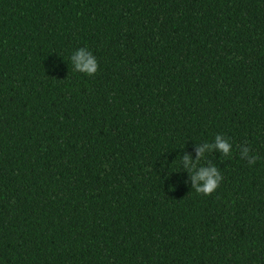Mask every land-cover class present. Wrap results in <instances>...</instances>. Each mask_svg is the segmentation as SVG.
Returning <instances> with one entry per match:
<instances>
[{
	"label": "trees",
	"instance_id": "trees-1",
	"mask_svg": "<svg viewBox=\"0 0 264 264\" xmlns=\"http://www.w3.org/2000/svg\"><path fill=\"white\" fill-rule=\"evenodd\" d=\"M0 264H264V0H0Z\"/></svg>",
	"mask_w": 264,
	"mask_h": 264
},
{
	"label": "clouds",
	"instance_id": "clouds-1",
	"mask_svg": "<svg viewBox=\"0 0 264 264\" xmlns=\"http://www.w3.org/2000/svg\"><path fill=\"white\" fill-rule=\"evenodd\" d=\"M71 63L74 65V70L85 74L87 76H94L98 71V62L96 57L87 47L78 49L75 53L71 55ZM232 145L222 135L217 134L212 143H202L196 145V159L193 160L188 154H184L181 157V164L185 170L190 174L192 189L195 190L197 194H202L204 196H210L219 187L223 176L219 168L208 162L207 165H200V161L204 160L207 153H212L218 151L224 156H229L231 154ZM240 156L241 159L247 160L250 164H254L259 157L257 155L251 154V149L249 146H240Z\"/></svg>",
	"mask_w": 264,
	"mask_h": 264
}]
</instances>
